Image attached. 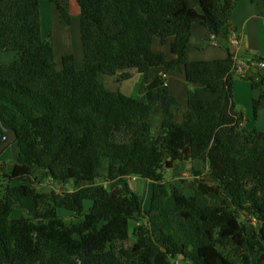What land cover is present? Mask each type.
<instances>
[{
    "label": "trees",
    "instance_id": "trees-1",
    "mask_svg": "<svg viewBox=\"0 0 264 264\" xmlns=\"http://www.w3.org/2000/svg\"><path fill=\"white\" fill-rule=\"evenodd\" d=\"M41 1L0 0V51L18 57L0 60V121L19 149L17 185L0 186V264H264V132L245 126L233 100L234 80L250 81L256 118L264 76L250 64L238 74L230 50L187 57L194 24L230 45L239 0H77L82 69L72 53L58 68ZM46 1L70 26L68 5ZM154 68L164 73L150 82ZM123 71L143 73L137 97L106 89L104 77ZM174 72L195 88L182 112L164 78ZM7 137L0 126V147ZM195 162L206 173L191 170V195L183 180L168 186V170ZM39 171L73 190L39 193ZM135 177L152 183L148 209ZM219 195L224 205H212ZM16 209L28 217L12 219Z\"/></svg>",
    "mask_w": 264,
    "mask_h": 264
},
{
    "label": "crops",
    "instance_id": "crops-1",
    "mask_svg": "<svg viewBox=\"0 0 264 264\" xmlns=\"http://www.w3.org/2000/svg\"><path fill=\"white\" fill-rule=\"evenodd\" d=\"M44 1V0H43ZM62 4L73 3L75 11L80 13V7L77 0H61ZM51 7V9H50ZM43 8V9H42ZM56 7L48 2L41 1L40 12L41 16L44 13L46 20L52 18V27H48L50 30L46 36H49L55 52V60L58 64V68H62V58L64 55L70 54L71 41H70V29L66 27L60 16L58 19L61 23H57V17L55 15ZM44 19V18H43ZM48 22V21H47ZM44 23V21H43ZM43 25V24H42ZM200 27V28H199ZM234 32L237 35V42L235 45H223V43H216L209 33V31L198 24H194L191 30V39L187 47L188 61H215L224 60L228 58L229 51L232 52L235 58L239 61L245 62L248 60L264 61V0H239L231 14L230 32ZM44 36V30H42ZM48 39V38H47ZM73 50V49H72ZM3 53L0 51V54ZM57 57V58H56ZM84 67V66H83ZM254 72L264 76V68L253 66ZM82 69V68H81ZM164 73L162 68H154L149 71L150 82L154 81L158 76ZM168 86L172 95L177 99L181 105V112L187 104V94L193 91L195 88L185 79V76L180 72L169 73ZM143 73L137 71H123L116 75H106L104 77L105 87L110 92L120 91L126 96L137 97L138 87L142 81ZM242 77H238L233 82V100L236 106V110L241 112L246 120V127L250 129H257L264 132V110H260L257 113V117H254L253 100L259 97V91L254 90L252 85L247 81L240 80ZM132 82L129 84V82ZM264 90V80H263ZM161 105L155 109V114L151 117L150 124L152 129H158L161 127ZM185 154H188L186 152ZM13 167V166H12ZM181 167V166H179ZM178 164L175 165L177 171ZM195 169L198 172L206 173L203 169V165L200 162L188 164L182 176L190 178V183H186L181 188L184 192L185 187L188 186L193 192L194 185L192 184L194 176L191 170ZM182 171V172H184ZM171 171L168 170V174ZM187 178H183L187 180ZM137 180V179H136ZM177 182L181 180V177H177ZM140 184L139 180L137 185ZM187 187V188H188ZM213 199V204L220 202L223 205L225 198L222 195L209 197ZM212 203V202H211Z\"/></svg>",
    "mask_w": 264,
    "mask_h": 264
},
{
    "label": "rangeland",
    "instance_id": "rangeland-1",
    "mask_svg": "<svg viewBox=\"0 0 264 264\" xmlns=\"http://www.w3.org/2000/svg\"><path fill=\"white\" fill-rule=\"evenodd\" d=\"M43 2H48V1L44 0V1H42V3ZM73 5H74L73 3H70V5L68 7L69 8L68 11H69L70 19H71L70 20V26H68V24H65V23L64 24L66 25V27L68 29H70L71 49H70L69 53L71 52L74 55L76 66H77L78 69H81V68H83L84 63H83V52H82L81 35H80V29H79L80 28L79 27L80 13L75 11V8H73ZM50 9H51V7H50ZM55 15L57 17V23L58 24L61 23L62 22V21L60 22L61 18H60V20L58 19V16H60V14H59L57 9H56ZM48 17H50V16L49 15L46 16L44 13L41 16L42 24H43V30H44V38H45V35H47V33L50 31V30H47V25L50 28L52 27V25H51V23L53 21L52 14H51V18L46 20L45 18H48ZM43 21H44V23H43ZM47 38H49V36H46V39ZM0 60L1 61H5V62L13 61V60L17 61L18 57H17L16 54H14L12 52H9V53L3 52V53L0 54ZM240 80L246 81L244 79H240ZM247 82H249L251 84L250 81H247ZM131 83L132 82L130 81L129 84H131ZM18 154H19V149H18V147L16 145L9 146L1 154V156H0V186L1 187L2 186H7L10 183L13 184V185H17L16 182L12 183V180H10V174H11L12 166H14L16 161H17ZM179 173L180 174H184L185 171L182 172V167L178 166L177 171H175V172L171 171L169 174H167L168 176H167L166 183L168 184V186L173 184V183H175V182H177V180H176L177 177L178 178L181 177V180H183V181H185L187 183H190V181H189L190 178H187L188 175H186L187 177H185V176L180 175ZM183 178H187V180H185ZM139 182H140V184H138L136 186V188H134V190H135V192L138 195H140L142 197L143 205L146 206V208L148 209L149 205H150L151 197H152V183L149 182V181H146V180H141V179L139 180ZM97 184L103 185V186H105L108 189L117 188V184L116 183L112 184V183L107 182V181H105L103 179L99 180L97 182ZM35 187H36V189H37V191L39 193L45 194L47 196H49L52 192H55V193H58V194H62V193H65V192H71L73 190L72 183L68 184L66 186L58 185V184L52 182L51 180L47 179L44 176V173L42 171H39L37 173V176H36V179H35ZM184 187H185V189H184L183 193L185 195H191L192 194L191 188L188 187V186H187L188 188L186 186H184ZM212 197L214 198V196H212ZM211 202L213 204V199H211ZM218 203H220V202L218 201ZM89 206H91V203H87V207H89ZM59 213L62 216H67L68 215V214H65L64 211H60ZM11 217H12V219H19L21 217H28V214L24 210L16 209V210L13 211ZM135 227H137L136 223L133 226H131V232H133V229ZM251 227H252V225H251ZM124 245L128 246L127 243L124 244Z\"/></svg>",
    "mask_w": 264,
    "mask_h": 264
},
{
    "label": "clouds",
    "instance_id": "clouds-1",
    "mask_svg": "<svg viewBox=\"0 0 264 264\" xmlns=\"http://www.w3.org/2000/svg\"><path fill=\"white\" fill-rule=\"evenodd\" d=\"M229 38V34H228V37H227V39ZM228 42H229V40H228ZM229 44H230V42H229ZM231 46H233L232 44H230ZM235 61H236V66H237V68H236V72L238 73V74H240V73H242L243 72V69H244V67L245 66H247V65H251V66H258L259 67V64L260 63H262V62H264V61H259V60H255V59H252V60H248V61H245V62H242V61H239V60H237L236 58H235ZM238 63H243V67H242V71H238ZM260 68V67H259ZM167 75V74H166ZM167 81H168V75H167V79H166ZM167 84H168V82H167ZM13 145H16V143L15 144H13ZM1 156V155H0ZM118 164V163H117ZM14 167V166H13ZM13 167H12V169H13ZM137 179V180H136ZM138 180H140V179H138V178H132L131 179V182H132V188L134 189V188H136V187H134L133 186V183L134 182H136V184H137V182H138ZM179 181H181V180H179ZM113 184V183H112ZM137 186V185H136ZM183 187V186H182ZM212 204V203H211ZM216 204H220V203H216ZM212 205H215V204H212ZM224 205V204H223ZM255 220V221H254ZM256 224H257V220H256V218H251V225L252 226H256Z\"/></svg>",
    "mask_w": 264,
    "mask_h": 264
},
{
    "label": "water",
    "instance_id": "water-1",
    "mask_svg": "<svg viewBox=\"0 0 264 264\" xmlns=\"http://www.w3.org/2000/svg\"><path fill=\"white\" fill-rule=\"evenodd\" d=\"M0 126L2 127V129L7 133V140L6 142L0 147V155L11 145L17 143V134L14 130L10 129H6L1 121H0ZM136 182L133 183V186L136 187Z\"/></svg>",
    "mask_w": 264,
    "mask_h": 264
},
{
    "label": "built area",
    "instance_id": "built-area-1",
    "mask_svg": "<svg viewBox=\"0 0 264 264\" xmlns=\"http://www.w3.org/2000/svg\"><path fill=\"white\" fill-rule=\"evenodd\" d=\"M230 44L235 45L237 42V35L233 31L230 32L229 38H228ZM243 63H238V71H242ZM260 68H264V62L259 64ZM164 78L167 79V75H164ZM255 221V220H254Z\"/></svg>",
    "mask_w": 264,
    "mask_h": 264
}]
</instances>
